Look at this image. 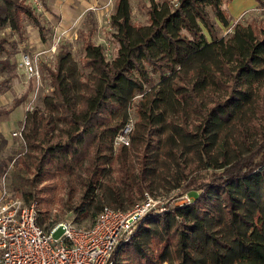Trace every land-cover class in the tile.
Returning a JSON list of instances; mask_svg holds the SVG:
<instances>
[{
    "label": "trees",
    "instance_id": "1",
    "mask_svg": "<svg viewBox=\"0 0 264 264\" xmlns=\"http://www.w3.org/2000/svg\"><path fill=\"white\" fill-rule=\"evenodd\" d=\"M224 2L150 0L139 24L131 1L115 0L114 57L89 23L78 58L60 42L54 66L41 64L51 89L26 113L10 187L47 206L43 227L59 221L49 207L62 190L79 225L146 192L187 191L192 202L147 214L114 264H264V26L239 20L221 36L231 25ZM26 21L46 40L27 0H0V52L12 34L23 38ZM0 68L16 65L0 59ZM132 107L130 143L116 145Z\"/></svg>",
    "mask_w": 264,
    "mask_h": 264
},
{
    "label": "built area",
    "instance_id": "2",
    "mask_svg": "<svg viewBox=\"0 0 264 264\" xmlns=\"http://www.w3.org/2000/svg\"><path fill=\"white\" fill-rule=\"evenodd\" d=\"M257 9L264 12V4ZM60 40L58 36L49 50L56 51ZM45 52L22 50L19 66L29 79H41V56ZM35 97L36 94L28 110L34 108ZM133 127L134 118H131L120 130L115 144L129 145ZM22 130L23 126L13 134L23 139ZM175 198L172 195L170 199ZM192 201L189 192L169 202L146 192L128 210L105 206L90 225H79L71 218L45 228L39 223L37 202H27L10 187L5 175L0 186V264H114L115 251L130 240L147 214L166 209L171 202L184 205ZM59 230L62 235L56 236Z\"/></svg>",
    "mask_w": 264,
    "mask_h": 264
},
{
    "label": "rangeland",
    "instance_id": "3",
    "mask_svg": "<svg viewBox=\"0 0 264 264\" xmlns=\"http://www.w3.org/2000/svg\"><path fill=\"white\" fill-rule=\"evenodd\" d=\"M114 1L115 0H90L88 1L89 8L86 10V13L83 16L80 15V17H77V12H78V4L75 0L71 1H64L66 4V9H67V14H57L54 22L57 24V26L61 25V28H66L68 29L67 31H76V34L72 32L70 35H67V31L61 30L55 28L53 24L47 25V29H45V38L48 39L49 41H55L58 36L61 37L60 42L64 43L67 45V47L73 51L75 56L78 58L83 50H82V40L79 38V31L80 29L86 30L87 25L89 23H92L94 27L93 31V40L98 43L102 44L105 50V54L107 59H111L112 57L115 56L117 49L119 47L118 42L114 39L113 36V27L110 22L111 14L114 11ZM131 5L133 8V21L135 23L139 24H147L149 22V17H148V12H147V5L149 4L150 0H130ZM159 2H162L163 0H157ZM28 3L32 5L34 8L35 12L39 15L41 18L42 14L46 11L44 8V2L43 0H27ZM227 3L228 0H225ZM225 2L223 4L225 8ZM77 5V6H76ZM92 11V12H90ZM252 11V12H249ZM92 13V14H90ZM78 19V22L73 24V21ZM42 21L43 18H41ZM242 21V22H252L253 20H256L258 23L264 26V12L259 11L258 9H248L246 10L238 19L231 21L230 26H222L220 35L223 37H228L232 31H230V28L237 22V21ZM70 26V27H69ZM34 25L30 23L29 21H26V30L24 33V36L22 39H18V36L16 34H12V37H10V43H7V49L9 53L5 52H0V59H8L9 62L13 65H16V68H0V81L3 79L7 78L10 76L12 73H15L17 70L18 66V61L20 60L21 57V52L22 50H27L25 48L28 47V44L26 43L27 41L31 40H37L38 36H40V32L37 30H34ZM74 27V28H73ZM36 28V27H35ZM30 29V30H29ZM9 29L6 30V33H9ZM206 31V29H205ZM207 32V31H206ZM41 39V38H40ZM36 51H39L40 48H34ZM45 50V49H44ZM46 51V50H45ZM57 51V50H56ZM56 51L48 54H43V57L45 58V61L43 63H46L48 66H54L55 63V54ZM42 64V62H41ZM46 73L44 72L42 74V77L39 81L35 79L29 80V84H26V88H28L29 91H27V95L30 93L32 95L36 94V89L39 87L37 91V96L34 98L35 100L33 101V105H41V100L42 96L44 93L48 92L51 89L50 82L49 80L47 81L46 78ZM158 76H156V79ZM23 86H19L18 89L15 91L12 88V82L8 83L7 87L4 88L0 94L3 95V92L8 91L7 95L2 97L0 95V109L10 107L13 102L16 99H19L23 95V91L25 88H22ZM48 89V90H47ZM26 95V96H27ZM32 97V96H31ZM29 105V104H28ZM130 114L132 118L136 119L137 114L135 111V108L132 107L130 109ZM20 129V128H19ZM19 129H14L13 131L10 132L9 138H5L2 134H0V164L4 165L0 169V186L1 182L3 180V177L6 175V180L9 185L10 183V173L11 169L13 166V161L14 158H16L20 152H23L25 150V143L24 140L20 136H16L13 134L14 131L19 130ZM187 192V191H186ZM184 192V193H186ZM180 192L175 193L173 196H176L175 199H177L180 196ZM191 195L195 198V193H191ZM178 196V197H177ZM55 203L51 204L49 207V213L50 217L52 219H57L58 222L67 220V219H75V213L69 209L70 204H65L62 202L61 197L66 201L68 199L67 192L65 190L57 192V196H55ZM160 198L161 201H173L175 199H170L172 195H159L157 196ZM170 199V200H169ZM37 202V201H36ZM174 205V202L169 203L170 205ZM38 207L43 208L47 206H43L42 204H38ZM46 208L42 209L43 211L46 210ZM76 220V219H75ZM57 222V223H58ZM82 225H89L90 223L87 222V220H84ZM62 235V230H59L56 233V236H61Z\"/></svg>",
    "mask_w": 264,
    "mask_h": 264
},
{
    "label": "crops",
    "instance_id": "4",
    "mask_svg": "<svg viewBox=\"0 0 264 264\" xmlns=\"http://www.w3.org/2000/svg\"><path fill=\"white\" fill-rule=\"evenodd\" d=\"M64 1L67 2L71 0H43V2L45 3L44 8L46 11L41 16V18H43L44 20L42 22L46 23L47 25L53 24L55 31H56V28L60 29V31L68 30L66 29L67 27L61 28V25L57 26V24H55L54 22V20H56L55 17L57 14H67L68 13L66 9V4L64 3ZM75 1L78 4V6L76 5L78 7L77 17H80V15L84 17L86 10L89 8L88 1L90 0H75ZM259 6H260V3L258 0H230L227 3L225 2V8L231 18V21L238 19L246 10L257 9ZM75 22L77 23L78 19L74 20L73 24ZM35 27L36 26L34 25L33 27L34 30H37L39 32V28L38 27L35 28ZM76 31L69 30L67 31L66 34L70 35L72 32L76 34ZM40 38H41V35L38 36L37 40L34 39L31 41L30 40L27 41L26 43L28 44V47L25 49L36 51L34 48H40V50H44V49L46 50V52L43 54L52 53V51L49 50V48L53 45L54 42L49 41L48 39L43 40L42 38L41 39ZM19 61H18L17 70L15 71V76L13 80L11 81L12 82L11 89H14L16 91L19 86H23L22 88H25V90L23 91L24 92L23 95H27V91H29L28 90L29 87L26 88V84L31 79L28 78L25 71L19 66ZM43 61H45V58L42 55L41 62L43 63ZM41 70L43 74L45 71L43 70V68H41ZM38 89L39 87L36 89V96H37ZM7 92L8 91H5V93L3 92V95L2 94L0 95L4 97L8 94ZM30 93L26 96L25 100L20 105L14 107L13 106L14 102H13V104L10 107L0 109V112H1L0 113V134H2L5 138H9V134L11 131H13L14 129H19L23 126L25 116L28 111V108H27L28 104L31 102L32 98L34 97V95Z\"/></svg>",
    "mask_w": 264,
    "mask_h": 264
}]
</instances>
